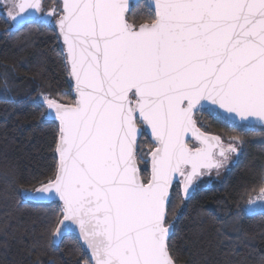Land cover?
<instances>
[{
    "label": "snow or ice",
    "instance_id": "6c2138e0",
    "mask_svg": "<svg viewBox=\"0 0 264 264\" xmlns=\"http://www.w3.org/2000/svg\"><path fill=\"white\" fill-rule=\"evenodd\" d=\"M149 7L137 25L128 22V0H63L57 20L75 98L62 104L43 96L59 122V159L40 191L60 202L56 238L70 230L65 221L78 226L91 252L87 264H176L170 189L180 177L188 198L196 178L237 151L201 131L197 115L208 110L231 127L264 131V0H154ZM0 9L15 22L42 5L0 0ZM144 125L155 141L150 173L138 151Z\"/></svg>",
    "mask_w": 264,
    "mask_h": 264
},
{
    "label": "trees",
    "instance_id": "16d2710c",
    "mask_svg": "<svg viewBox=\"0 0 264 264\" xmlns=\"http://www.w3.org/2000/svg\"><path fill=\"white\" fill-rule=\"evenodd\" d=\"M41 5L40 16L19 27L0 13V264H87L89 256L75 236L54 235L62 219L60 203L28 198L54 177L59 159V122L43 96L62 104L75 98L54 26L60 3L41 0ZM149 12L145 0L137 1L128 22H145ZM196 120L201 131L226 145L234 142L237 151L220 180L186 199L176 178L167 216L171 254L176 264H264V211H246L264 187V131L231 127L209 111ZM154 150L144 129L138 151L149 161L148 173Z\"/></svg>",
    "mask_w": 264,
    "mask_h": 264
},
{
    "label": "water",
    "instance_id": "95a60500",
    "mask_svg": "<svg viewBox=\"0 0 264 264\" xmlns=\"http://www.w3.org/2000/svg\"><path fill=\"white\" fill-rule=\"evenodd\" d=\"M57 1L60 3V10H61V13H62V11H63V0H57ZM137 1H140V0H128V3H129V5L131 6V4H134V3H136ZM40 2H41V0H40ZM153 2H154V0H145V3H146L148 6H149L151 3H153ZM149 8H150V7H149ZM27 13H34V14H33V15H28ZM21 15L24 16V19H20V18H18L17 21H15V22L11 19V22H12V24H13L15 27H19V26H21V25H23V24H25V23H28V22H31V21L37 19V18L40 16V12H34V10H32V9H28V10L26 11L25 14H21ZM58 19H59V18H58ZM58 19H57V20H58ZM57 20L55 21L54 26H55L56 32H57V34H58V36H59L60 43H61V45H62V47H63L64 55H65V57H66V46H65L64 43H63L62 36H60L59 29H58V27H57ZM65 61H66V60H65ZM68 73H69V77H70V79H71V87L73 88V90H74V95H75V81H74V79L71 77V75H70V71H68ZM210 107H211V106H210ZM205 111H208V110H205ZM49 114H50V116H51L52 118L55 119V113H54V111L49 110ZM220 117H222V116H220ZM222 118H223V117H222ZM223 119H224V118H223ZM226 121H227V120H226ZM227 122H229V121H227ZM143 127H144L146 133L149 135V137H150V138L153 140V142L155 143V141H154V139H153V137H152V135H151V130L148 129L146 125H144ZM251 127H252V126H251ZM187 139H188L189 141L192 140V141H194V142L196 143V141L191 137V134L188 135ZM58 158H59V157H58ZM46 185H47V184H46ZM46 185H44V186H46ZM44 186H42L41 188H39V189H38L37 191H35L34 193L29 194V195H28V198H29L30 200H32V201H34V202H38V203L51 202V201H57V202H59L58 198L55 199V200L49 198V195H48L47 192H43V193H41L40 190H41ZM59 203H60V202H59ZM64 223L70 225V230L65 231V233L63 234V236H64V235H73V236H75V237L81 242V244L83 245L84 249L86 250V252H87V254H88V256H89V259H91V252H90V250L87 248V245H86V243L84 242V240L82 239V237H81V235H80V231H79L78 226L75 225V224H72L71 221H65ZM59 227H62V225H61L60 223H59V225H58L57 228H59ZM60 238H61V237H60ZM60 238H57V239H60Z\"/></svg>",
    "mask_w": 264,
    "mask_h": 264
},
{
    "label": "rangeland",
    "instance_id": "374dc122",
    "mask_svg": "<svg viewBox=\"0 0 264 264\" xmlns=\"http://www.w3.org/2000/svg\"><path fill=\"white\" fill-rule=\"evenodd\" d=\"M0 13L5 15L6 17H9L11 20V17L7 15V9H0ZM49 21H51L52 18L49 16L46 17ZM54 22V21H53ZM52 22V23H53ZM232 144L235 145L234 142ZM235 156V152H232L229 154L228 160H226L220 168H213L210 170V172H206L205 175L196 178L194 182V188L192 191L197 189L198 187L214 183L221 179V177L224 175L226 168L229 166V164L232 162L233 158ZM219 158V157H218ZM247 212L251 211H264V197L260 195V193L252 198V200L248 203L246 207Z\"/></svg>",
    "mask_w": 264,
    "mask_h": 264
}]
</instances>
